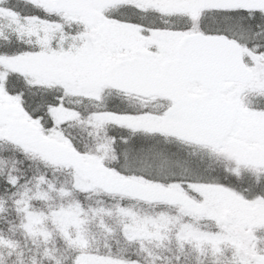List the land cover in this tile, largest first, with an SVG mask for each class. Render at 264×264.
<instances>
[{
  "label": "snow or ice",
  "instance_id": "1",
  "mask_svg": "<svg viewBox=\"0 0 264 264\" xmlns=\"http://www.w3.org/2000/svg\"><path fill=\"white\" fill-rule=\"evenodd\" d=\"M0 264H264V0H0Z\"/></svg>",
  "mask_w": 264,
  "mask_h": 264
}]
</instances>
